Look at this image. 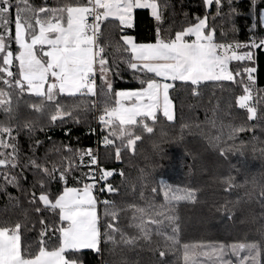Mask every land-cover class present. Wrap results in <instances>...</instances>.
Returning <instances> with one entry per match:
<instances>
[{
  "label": "trees",
  "instance_id": "1",
  "mask_svg": "<svg viewBox=\"0 0 264 264\" xmlns=\"http://www.w3.org/2000/svg\"><path fill=\"white\" fill-rule=\"evenodd\" d=\"M18 2L11 0L13 8L7 25L11 35L6 43L14 56L19 52L14 39ZM157 2L160 20L143 8L134 11L133 25L128 30L115 19L101 25L98 44L104 48L103 56L111 69L108 74L113 92L138 90L143 87L141 80L156 78L128 67L130 53L124 51L125 36L133 37L137 43H155L159 31L160 38L168 40L176 32L196 24L197 18L207 17L205 31L215 30L214 42L247 45L236 51L252 52L255 62H230L234 73L240 71L236 82L211 81L198 85L173 82L169 97L174 119L168 121L158 112L154 123L145 121L153 127V132L136 126L134 135L141 139L134 151L121 146L119 140L106 146L104 137L109 130L105 127L98 151L95 137L88 134L95 123V101L103 111L108 100L100 73L97 99L90 95H58L51 102L9 88L0 80V89L11 95L10 111L0 107V128L11 130V136L5 134L3 138L16 149L15 167L0 168V227L20 224L22 251L27 254L38 252L42 233H46L43 241L48 250L58 247L59 228L66 226V222L60 220L58 209L45 207L38 197L43 193L54 201L65 188L83 189L90 184V157H81V153L91 149L94 156L98 154L101 169L114 172L104 180V188L110 184L116 191L105 190L101 203L93 191L101 233L99 251L71 250L65 253L69 259L78 264H185L184 245L195 246V255L222 245L226 261L222 254L216 253L217 259L201 255L189 264H240V258L248 256L250 249L233 252L230 246L244 244L257 246L252 252L255 262L249 259L247 264H264V53L259 47H251L254 41L264 40L260 20L264 0H220L211 6L205 0ZM86 3L87 0H28L33 9ZM4 32L0 28V34ZM2 55L0 66H3ZM252 67L256 71L249 82L243 69ZM11 71L14 75L8 79H18L15 59ZM5 76L0 73L3 79ZM245 85L252 90L254 118H249L247 109L239 108L237 103L245 94ZM57 104L72 115L52 122L50 117ZM32 105H39L42 110L36 111ZM241 128L243 131H235ZM116 147H120L119 160L115 158ZM1 150L11 159L8 156L11 148ZM44 168L48 169L47 173ZM12 178L14 182H10ZM169 189L179 190V195L190 190L194 199L173 200L169 204L164 197ZM137 208L148 210L153 219L162 221L147 224L149 238L136 226L139 221L134 217L140 215ZM161 211L164 215H155ZM109 224L118 231H112ZM174 228L178 231L174 232ZM168 237H174L176 242Z\"/></svg>",
  "mask_w": 264,
  "mask_h": 264
},
{
  "label": "snow or ice",
  "instance_id": "2",
  "mask_svg": "<svg viewBox=\"0 0 264 264\" xmlns=\"http://www.w3.org/2000/svg\"><path fill=\"white\" fill-rule=\"evenodd\" d=\"M205 3L211 6L213 3L219 4L220 0H205ZM21 4L24 7H20ZM12 8L11 0H0V28L5 29V32L0 34V54H3L0 73L12 78L14 74L11 66L15 59L18 61L19 78L12 81L0 77V80L9 88L19 89L21 93L27 91L43 100L54 102L58 95L95 96V76L99 71L104 81L105 95L108 97L103 114L99 116V121L109 130V134L104 137L106 146L114 145L115 140H119L121 146L134 151L136 142L141 139L139 135H134L136 126H141L148 133L153 132V127L145 121L151 120L154 123L158 112H161L168 121L174 119L169 97V89L174 87V84L167 81L190 82L192 85H198L202 81L236 82L240 71L234 73L229 67L230 62L253 59L250 51L245 53L236 51L241 47H248L247 45L214 42L215 30L205 32L207 17L197 18L196 24L176 32L174 38L168 40L160 38L159 31L155 43H136L131 36H125L124 51L130 53L128 67L134 71L152 74L159 79L141 80L143 87L138 90L113 92V84L108 77L111 69L108 68V61L103 56L104 48L97 44L101 25L112 18L119 21L121 26L130 28L134 9L143 8L151 9L156 20H160L157 0H87L84 5H69L58 9L45 7L33 9L28 4V0H19L14 17V39L19 46V52L15 56L8 50L6 43L8 36L11 35L7 25L8 14ZM89 17L92 18V23H89ZM186 37H194V39L188 40ZM251 47H264V40L259 44L253 42ZM243 71L247 73L248 81H253L252 74L256 69L245 68ZM244 92L245 94L238 98V106L247 109L250 113L249 118L255 117V107L249 106V101L253 99L252 90L245 85ZM10 105V93L0 89V107H6V110L10 111ZM31 107L36 111L42 110L39 105ZM71 115V112L63 111L57 104L50 120L55 122ZM235 131H243V129ZM5 134L11 136V130L0 128V148H11L12 151L8 153L11 159L0 152V168L15 167L16 149L3 138ZM85 155L90 157L91 165L98 163L91 149L81 153V157ZM115 158L120 159V147L115 149ZM42 170L48 172L47 168ZM113 174L111 170L101 169L100 179L106 180ZM10 182H14V178ZM95 187V183H92L84 185L83 189L65 188L63 194L54 201L50 200L47 194L42 193L38 197L45 207L58 209L60 220L66 222V226L59 228L60 243L52 250L44 246L43 236L46 233H42L38 252L29 255L22 251L20 224L11 228L0 227V264H76L75 260L65 255L66 252L80 249L99 251L101 233L98 228L97 200L93 195ZM105 190L116 191L110 184L101 189V191ZM155 191L154 188L153 192ZM178 192L179 190H166L165 200L170 204L173 200L194 199V193L190 190L183 195L177 194ZM104 203L109 202L104 201ZM39 210L38 208L37 211ZM136 212L140 214L139 217H134L139 221L136 226L144 233L145 238H149L147 224H159L162 221L153 219L144 208H137ZM111 215L113 219L116 218L115 212ZM155 215H164V213L156 212ZM165 218L175 220V217ZM108 227L112 231H118L112 224ZM173 231H178V228H174ZM168 239L176 242L174 237ZM125 243H132V240H125ZM256 247V245L244 244L230 246L233 252L250 249L248 256L240 258V264H247L249 259L255 262L256 256L252 255V252L256 251ZM194 249L195 246L184 245L185 264H189L195 255ZM210 251L223 254L224 246L210 247Z\"/></svg>",
  "mask_w": 264,
  "mask_h": 264
},
{
  "label": "built area",
  "instance_id": "3",
  "mask_svg": "<svg viewBox=\"0 0 264 264\" xmlns=\"http://www.w3.org/2000/svg\"><path fill=\"white\" fill-rule=\"evenodd\" d=\"M89 23H92V18L91 17H89ZM254 42L259 44L256 41H254ZM97 44H98V37H97ZM99 46H101V45H99ZM255 48H257V47H255ZM103 54H104V52H103ZM255 60H256V58L253 56L252 60H244V61H240V62H255ZM243 74L247 75V73L244 72V71H243ZM98 75H99V71H97L96 76H95V80H96V95L93 96V97H95V99H97ZM90 96H92V95H90ZM95 107H96L95 123L89 129L88 134L95 137L96 143H97V149L99 151L100 145H101V143H103V140H102V129L104 127V125L99 121V116L103 114V111H100L98 109L97 100L95 101ZM96 157H97L98 163L96 165H91L90 164V167H92V170H91V172L88 175V180H89L90 184L95 183L96 187L93 189V191L98 196V203H101V202H103L101 196H102V193L104 191H101V189L104 188V185H103L104 180L100 179L101 167H100V164H99L98 154L96 155Z\"/></svg>",
  "mask_w": 264,
  "mask_h": 264
},
{
  "label": "rangeland",
  "instance_id": "4",
  "mask_svg": "<svg viewBox=\"0 0 264 264\" xmlns=\"http://www.w3.org/2000/svg\"><path fill=\"white\" fill-rule=\"evenodd\" d=\"M205 32L207 33V31H205ZM38 48H39V46H38ZM45 48H47V47L45 46ZM46 50H47V49H46ZM4 79H8V77L5 76ZM202 83H204V82H202ZM249 106H253V104H252V100L249 101ZM252 118H254V117H252ZM0 152H3L4 155H5L4 150H1ZM5 157H7V156L5 155ZM96 200H97V199H96ZM96 211H97V217H98V228H99L98 206H97V208H96ZM99 245H100V244H99ZM80 250H86V249H80ZM92 250H94V249H92ZM204 252H207L208 254H207V255L202 254V253H204ZM215 254H216V253H212V252L210 251V249H209V250L207 249L206 251H202V250H201L200 253H199L198 255H194V256L192 257V259L189 261V263H194V262L197 260V258H198L199 256H201V255H204V256L207 257V258H209V256H214V258L217 259V256H215ZM221 258H224V260L226 261V258L224 257V254L221 255ZM76 264H78V263L76 262Z\"/></svg>",
  "mask_w": 264,
  "mask_h": 264
},
{
  "label": "crops",
  "instance_id": "5",
  "mask_svg": "<svg viewBox=\"0 0 264 264\" xmlns=\"http://www.w3.org/2000/svg\"><path fill=\"white\" fill-rule=\"evenodd\" d=\"M146 9H149V8H146ZM136 9H134V11H135ZM150 10V12H151V15H152V10L151 9H149ZM134 11H133V20H134ZM159 13H160V10H159ZM152 17L154 18V19H156L153 15H152ZM110 19H112V18H110ZM133 20H132V25H133ZM260 20H261V25L263 26V28H264V9L262 10V12H261V16H260ZM122 28H124L125 30H128L129 29V27H127V26H122ZM131 28V27H130ZM128 36V35H127ZM133 38V37H132ZM134 39V38H133ZM186 39H188V40H192V39H194V37H186ZM135 41V40H134ZM136 42V41H135ZM137 43V42H136ZM47 47V46H46ZM47 49V48H46ZM259 49H260V52H263L264 53V47H259ZM230 67V66H229ZM108 77H109V79H110V76H109V74H108ZM159 79V78H158ZM168 83H173L172 81H167ZM176 82H181V81H176ZM202 82H211V81H202ZM201 82V83H202ZM172 110H173V113H174V106H173V103H172ZM161 113V112H160ZM162 114V113H161ZM166 118V117H165ZM167 119V118H166Z\"/></svg>",
  "mask_w": 264,
  "mask_h": 264
}]
</instances>
